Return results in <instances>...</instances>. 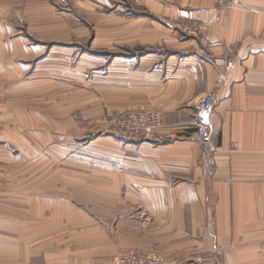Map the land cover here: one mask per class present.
Instances as JSON below:
<instances>
[{
	"label": "crops",
	"instance_id": "crops-1",
	"mask_svg": "<svg viewBox=\"0 0 264 264\" xmlns=\"http://www.w3.org/2000/svg\"><path fill=\"white\" fill-rule=\"evenodd\" d=\"M142 1L163 19L115 22L122 54L100 65L97 113L146 107L165 127L140 141L90 142L98 166L51 189L48 205L66 217L52 215L16 251L2 247L4 264H114L121 252L163 264H264V0L226 10L213 0ZM32 53L42 51L0 44L9 71ZM205 96L216 99L209 146L186 126Z\"/></svg>",
	"mask_w": 264,
	"mask_h": 264
},
{
	"label": "rangeland",
	"instance_id": "rangeland-1",
	"mask_svg": "<svg viewBox=\"0 0 264 264\" xmlns=\"http://www.w3.org/2000/svg\"><path fill=\"white\" fill-rule=\"evenodd\" d=\"M167 1L154 0L161 6ZM146 6L142 0H0V27L8 28L0 29V44L17 42L42 51L14 58L10 71L0 60V264L2 247L15 250L20 241L45 231L42 225L52 222V215L54 221L66 217L64 208L48 205L55 194L51 189L72 183L78 177L73 170L82 177L84 168L98 166L90 142L110 134L143 140L128 138L111 121L146 107L106 110L100 116L97 107L100 65L122 54L114 46L115 22L136 18L156 25L163 19ZM51 50L55 55L48 57ZM120 50L130 53V46ZM67 193L74 192H59ZM74 209L93 214L92 208ZM16 259L10 256V262Z\"/></svg>",
	"mask_w": 264,
	"mask_h": 264
},
{
	"label": "built area",
	"instance_id": "built-area-1",
	"mask_svg": "<svg viewBox=\"0 0 264 264\" xmlns=\"http://www.w3.org/2000/svg\"><path fill=\"white\" fill-rule=\"evenodd\" d=\"M239 0H213V5L221 10L228 9ZM216 103L213 96H205L201 99L195 114L186 124L191 137L205 146L211 143L213 125L211 116ZM114 129L122 132L128 138H148L162 130V118L159 112L150 108H140L116 114L111 121ZM114 264H163L158 255L138 254L135 252L122 253L114 258Z\"/></svg>",
	"mask_w": 264,
	"mask_h": 264
}]
</instances>
